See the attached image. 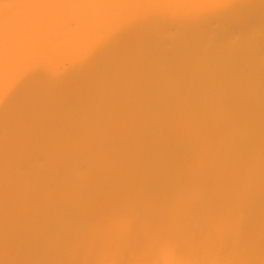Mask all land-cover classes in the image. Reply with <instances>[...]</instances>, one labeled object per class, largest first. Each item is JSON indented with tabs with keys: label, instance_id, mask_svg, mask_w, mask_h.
<instances>
[{
	"label": "bare ground",
	"instance_id": "1",
	"mask_svg": "<svg viewBox=\"0 0 264 264\" xmlns=\"http://www.w3.org/2000/svg\"><path fill=\"white\" fill-rule=\"evenodd\" d=\"M0 264H264V0H0Z\"/></svg>",
	"mask_w": 264,
	"mask_h": 264
}]
</instances>
